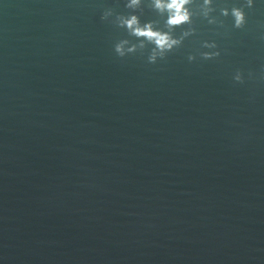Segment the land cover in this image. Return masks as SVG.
Instances as JSON below:
<instances>
[{
    "label": "water",
    "instance_id": "water-1",
    "mask_svg": "<svg viewBox=\"0 0 264 264\" xmlns=\"http://www.w3.org/2000/svg\"><path fill=\"white\" fill-rule=\"evenodd\" d=\"M126 3L0 0V264H264V0L155 64Z\"/></svg>",
    "mask_w": 264,
    "mask_h": 264
},
{
    "label": "clouds",
    "instance_id": "clouds-1",
    "mask_svg": "<svg viewBox=\"0 0 264 264\" xmlns=\"http://www.w3.org/2000/svg\"><path fill=\"white\" fill-rule=\"evenodd\" d=\"M144 3L145 0H127L125 6L132 10L128 15L118 14L112 8H106L102 12V21H109V18L114 17L110 22L125 29L129 36L135 37L138 41V43H134L129 39L118 41L114 45V51L121 58L137 51H143L148 45H152L147 56L148 63L155 64L158 59H165L169 52L182 45L185 38L195 33L196 29L191 27L194 15L202 16L208 20L209 24H217L218 22L222 24V21H218L215 16H212V13L216 11L213 7V0H202L198 4L197 12L192 9L195 0H147V6L161 18H164L163 28L158 27V21L142 23L140 17L134 14L137 10H142ZM253 6L254 0H244L243 6H233L230 9L224 7L220 9V13L224 17L231 16L233 27L242 29L247 22L244 8H252ZM184 25H189V27L183 30L179 37H175L173 35L175 29L183 28ZM202 46L207 49H217L218 47L214 41H205ZM220 54V51H206L201 52L200 56L204 60H211L219 57ZM187 59L192 62L196 59V56L189 55ZM251 76L252 74L249 73V77ZM233 79L238 83L244 82L243 75L239 70H237Z\"/></svg>",
    "mask_w": 264,
    "mask_h": 264
}]
</instances>
